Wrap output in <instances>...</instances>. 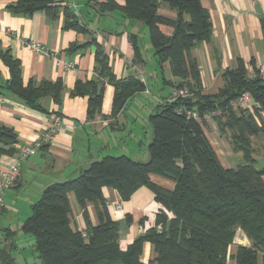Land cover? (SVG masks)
Listing matches in <instances>:
<instances>
[{
  "label": "trees",
  "instance_id": "obj_1",
  "mask_svg": "<svg viewBox=\"0 0 264 264\" xmlns=\"http://www.w3.org/2000/svg\"><path fill=\"white\" fill-rule=\"evenodd\" d=\"M59 1L14 0L7 8L13 13L43 11L55 16ZM167 3L176 11L174 19L158 13L160 0H124L122 5L115 0L88 1L98 13L116 10L130 19L144 21L159 64L168 62L176 79L173 87L187 89L192 95L170 102L164 99L148 116L152 138L146 161L124 154L106 155L92 161L76 177L43 188L19 228L32 236L33 252L41 264H227L229 259L234 264H264V168H256L251 144V136L262 128L256 119L258 110L264 111V79L249 78L244 63L236 59L234 67L222 72L224 85L214 94L203 93L198 61L190 51L211 37L209 11L200 0ZM63 12L65 28L86 32L66 6ZM161 24L173 28L171 35L160 30ZM261 29L264 39V17ZM131 41L136 47L134 36ZM73 48H77L75 43L68 47ZM0 62L9 72L6 80L0 72V97L7 91L27 107L40 111H44L39 102L44 97L60 103V79L24 82L19 60L1 47ZM95 62L97 77L76 81L69 92L72 96H87L88 118L101 110L105 81L114 86L111 115L131 95L145 90V83L138 78L114 80L100 45L95 51ZM245 91L258 102V109L253 107L252 112L245 113L231 104ZM216 108L224 110L214 118L217 128L228 137L233 151L242 156L234 167L221 164L205 135V122L186 113L196 110L202 115ZM16 142L15 132L0 124V155L15 153ZM152 173L171 180L173 188L152 182ZM142 185L151 190L159 208L144 233L121 249L120 224L108 212L104 187L114 188L127 202ZM68 193L74 195L82 211L84 231L71 223ZM88 202L100 205L95 225L88 217ZM126 221L129 222L128 215ZM237 229L244 233L249 245L239 244L234 253H229ZM15 234L13 229H4V239H9L10 244H0V264H18L13 254ZM144 242L151 243L157 254L147 263L140 261Z\"/></svg>",
  "mask_w": 264,
  "mask_h": 264
},
{
  "label": "crops",
  "instance_id": "obj_2",
  "mask_svg": "<svg viewBox=\"0 0 264 264\" xmlns=\"http://www.w3.org/2000/svg\"><path fill=\"white\" fill-rule=\"evenodd\" d=\"M12 1L0 0V47L8 49L19 60L24 82L29 79L35 83L60 79L62 90L59 104H55L49 97L39 101L44 111L27 107L7 91L0 97V124L11 128L17 138L15 153L0 155V171L13 163L19 167L12 187L5 194L0 212V244L3 246L10 244L9 239L5 240L3 236L5 228L16 231L15 242L20 243L26 238L31 240L30 235L19 228L29 215L31 204L38 199L46 185L74 178L92 161L106 155L124 154L135 160L146 161L147 146L152 138V127L148 122L151 106L155 103L156 109L170 95L174 88L172 83L176 81L171 75L168 62L159 64L149 40L148 26L142 20L130 19L116 10L98 13L88 4L89 0H60L55 16H49L43 11L13 13L7 8ZM115 1L121 5L124 3V0ZM167 1L160 0L158 13L174 19L176 11L168 6ZM200 1L209 11L212 33L208 41L200 42L190 53L198 61L203 93L214 94L224 85L222 72L234 67L236 59L244 63L248 73L252 71V66L264 65L261 29L264 0ZM65 6L86 32L64 27ZM5 27L14 30L18 37L5 34ZM159 28L167 36L173 31L169 25L161 24ZM132 36L135 37L136 47L131 41ZM25 39H33L57 51L58 59L36 53L22 42ZM72 43L77 48L70 50L68 47ZM97 45L101 46L107 58L114 80L138 78L144 81L145 90L131 95L124 106L111 115L114 86L105 81L101 110L88 118L87 96H72L69 92L76 81L97 77ZM67 61L74 62V66L65 67L64 62ZM0 72L3 80L9 77L7 67L1 62ZM149 84L153 85V92ZM254 107L258 109L259 105ZM254 109L252 107L249 112ZM53 113L63 118L61 130L52 141L41 146L35 153L18 159V146L36 141L47 129L49 116ZM258 113L256 121L261 122L262 128L251 136V144L254 159L256 155L264 161V111L259 109ZM204 132L224 167H234L236 161L242 160L241 153L233 151L228 137L217 128L215 120L205 122ZM139 147H143V158L138 159L135 155ZM149 177L152 182L164 188L172 189L174 186L171 180L158 174L152 173ZM104 192L108 212L120 224L119 246L125 249L153 223L159 205L151 190L144 185L137 188L127 202L122 201L112 187H104ZM68 200L72 225L84 231L85 219L72 193H68ZM117 205L121 207L116 208ZM97 206L100 208L99 203L93 202L86 205L93 225L98 223ZM127 215L129 222L126 221ZM14 250L22 251L25 264H41L36 260V252L30 250L24 253L17 244L13 246ZM156 255L153 245L144 242L140 261L147 263Z\"/></svg>",
  "mask_w": 264,
  "mask_h": 264
},
{
  "label": "built area",
  "instance_id": "obj_3",
  "mask_svg": "<svg viewBox=\"0 0 264 264\" xmlns=\"http://www.w3.org/2000/svg\"><path fill=\"white\" fill-rule=\"evenodd\" d=\"M92 1H100V0H92ZM3 31L5 34L11 37H18V34L14 30L8 27H5ZM22 42L40 55H43L45 57H50L55 60L58 59L57 51L47 48L45 45H43L40 42H37L33 39H25L22 40ZM64 65L67 68H71L74 66V62L67 61L64 62ZM255 76L264 79V65L256 66L255 69H252V71L248 73L249 78H254ZM191 95L192 93L189 92L187 89L173 88L170 95L167 98H165V101L170 102L178 98H188ZM231 104L239 107L240 109L243 110V112L248 113L252 107L258 105V102L254 100L253 96L249 92L245 91L241 93V95L237 97L235 101H232ZM186 113L197 120H202L206 122L208 120H213L215 117L222 115L224 113V110L220 108H216L212 111L205 112L202 115H200L196 110H186ZM62 125H63V118L59 114L56 113L50 114L48 127L40 135V137L31 144L18 146V159L24 158L30 154L35 153L41 146L46 145L50 141H52L55 135H57V133L61 130ZM18 173H19V167L17 163L10 164L9 166H7L6 168L0 171V212L3 208V201L5 194L12 187ZM120 207H121L120 205L116 206V208H120ZM262 254L264 257V253Z\"/></svg>",
  "mask_w": 264,
  "mask_h": 264
},
{
  "label": "rangeland",
  "instance_id": "obj_4",
  "mask_svg": "<svg viewBox=\"0 0 264 264\" xmlns=\"http://www.w3.org/2000/svg\"><path fill=\"white\" fill-rule=\"evenodd\" d=\"M149 87L151 88V91L153 92L154 91V87L153 85H150L149 84ZM151 113H154L156 110L155 109V103H153V106H151ZM149 113V112H148ZM214 120V119H213ZM209 121V120H208ZM140 149V147H139ZM143 150V147H141V149L138 151V153L135 155V158H143L142 154H141V151ZM256 153H254L255 155ZM255 158H256V168H264V161H261L260 159H258L255 155ZM142 160V159H140ZM239 161H236V164L238 163ZM28 235V234H27ZM30 235V234H29ZM30 238L31 240L28 241L27 238L24 239L22 242H15V244H17V246H19L20 248H22L24 250V253H28L30 250L31 252L33 253V249H32V242H33V239H32V236L30 235ZM241 244V245H249V240L247 239V237L244 235V233L242 231H240L239 229H237V232H236V235L234 237V240H233V243L229 246V253H233L235 250H236V247ZM22 251L20 252H16L15 250L13 251V254L15 255L16 257V260L18 262V264H25V260H24V257L23 255L21 254ZM36 256V255H35ZM36 258V257H35ZM36 260H39L38 258H36ZM28 264H31L30 262ZM227 264H234L233 260L232 259H229Z\"/></svg>",
  "mask_w": 264,
  "mask_h": 264
}]
</instances>
